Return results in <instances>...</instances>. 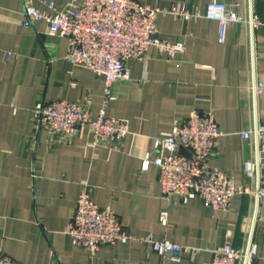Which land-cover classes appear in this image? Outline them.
<instances>
[{
    "label": "crops",
    "instance_id": "crops-1",
    "mask_svg": "<svg viewBox=\"0 0 264 264\" xmlns=\"http://www.w3.org/2000/svg\"><path fill=\"white\" fill-rule=\"evenodd\" d=\"M50 1L62 7L70 0H34L39 8ZM138 1L200 16L160 13L158 36L184 42L185 51L170 59L151 48L144 60L131 59L129 77L113 82L107 99L103 75L68 63L65 37L49 34L43 21L23 26L22 0H0V250L25 264H207L214 248L227 241L245 246L250 232L258 245L253 264H264V204L255 195H236L228 210L200 197L167 199L158 168L141 170L147 152L155 155V136L194 112L213 111L221 136L209 165L251 185L244 164L255 153L242 132L264 122V91L255 96L251 90L264 82V0H227L240 15L257 13L262 23H230L223 43L218 22L204 17L209 0ZM60 99L81 102L93 117L105 108L126 120L130 132L93 148L88 127L69 136L39 128L36 104ZM82 192L111 206L134 238L94 254L75 246L64 230ZM163 211L167 224L160 221ZM149 232L197 252L163 257L139 239Z\"/></svg>",
    "mask_w": 264,
    "mask_h": 264
},
{
    "label": "built area",
    "instance_id": "built-area-1",
    "mask_svg": "<svg viewBox=\"0 0 264 264\" xmlns=\"http://www.w3.org/2000/svg\"><path fill=\"white\" fill-rule=\"evenodd\" d=\"M22 2L23 26L35 28L43 21L49 34L65 37L68 41V63L103 75L107 99L113 82L129 77L128 63L131 59L144 60L151 48L170 59L185 51L184 42L172 43L158 36L157 18L160 13H173L184 20L200 16L198 12L191 14L177 7L171 10L153 8L138 0H83L81 3L70 0L62 7L50 1L44 8L37 7L34 0ZM204 17L218 22L220 43L226 41L228 26L232 22H241L248 28L262 23L257 13L240 15L227 0H209ZM251 90L255 96L261 94L264 82L259 81ZM34 117L39 128L67 136L88 127L93 137L90 144L93 148L122 140L130 132L126 120L108 116L105 108L93 117L84 104L67 99L40 100L34 108ZM220 136L213 111L194 112L185 121L175 122L170 131L155 136V155L147 152L141 170H148L152 164L158 168L162 193L167 199L179 197L188 202L200 197L207 206L228 210L236 195L251 193L259 204H264V122H257L242 132L255 153L244 164L250 186L236 183L229 174L209 165L208 160ZM182 148L189 153H182ZM160 221L167 224V211L161 213ZM64 231L75 246L91 254L103 246L134 238L111 206L98 205L87 192L79 196ZM139 239L167 258L179 259L187 250L193 254L197 252L195 248L168 239L158 240L153 232ZM212 251L213 257L207 264H253L258 245L249 232L245 246L236 247L227 241ZM0 264L25 263L0 250Z\"/></svg>",
    "mask_w": 264,
    "mask_h": 264
}]
</instances>
